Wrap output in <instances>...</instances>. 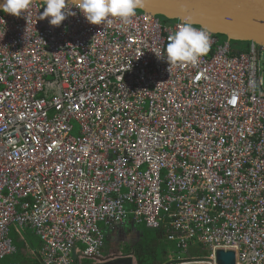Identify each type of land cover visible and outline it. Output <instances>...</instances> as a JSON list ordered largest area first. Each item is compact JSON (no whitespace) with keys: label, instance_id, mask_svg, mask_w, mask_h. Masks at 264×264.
Masks as SVG:
<instances>
[{"label":"built area","instance_id":"1","mask_svg":"<svg viewBox=\"0 0 264 264\" xmlns=\"http://www.w3.org/2000/svg\"><path fill=\"white\" fill-rule=\"evenodd\" d=\"M43 6L0 11V264L12 229L39 236V264H80L127 218L209 251L169 264H264V46L195 26L207 53L169 64L155 52L183 21L70 6L53 26Z\"/></svg>","mask_w":264,"mask_h":264},{"label":"water","instance_id":"2","mask_svg":"<svg viewBox=\"0 0 264 264\" xmlns=\"http://www.w3.org/2000/svg\"><path fill=\"white\" fill-rule=\"evenodd\" d=\"M34 1L44 3V0ZM137 10L191 23L222 36L230 43L252 41L264 46V0H141ZM121 225L117 226L118 229ZM107 263L132 264V260L118 257ZM216 264H236L235 252L217 249Z\"/></svg>","mask_w":264,"mask_h":264},{"label":"clouds","instance_id":"3","mask_svg":"<svg viewBox=\"0 0 264 264\" xmlns=\"http://www.w3.org/2000/svg\"><path fill=\"white\" fill-rule=\"evenodd\" d=\"M140 2L141 0H44L43 12L39 18L49 17L51 25L59 26L68 16L76 14L70 9V6H74L91 24H104L109 17H118L127 23L136 14ZM32 3L33 0H2L0 11L20 16ZM167 41L165 55L155 52L158 58H165L169 64L195 65L207 53L210 36L206 30L186 22L169 34Z\"/></svg>","mask_w":264,"mask_h":264},{"label":"rangeland","instance_id":"4","mask_svg":"<svg viewBox=\"0 0 264 264\" xmlns=\"http://www.w3.org/2000/svg\"><path fill=\"white\" fill-rule=\"evenodd\" d=\"M162 22L170 21L169 19H163L160 17ZM219 39H224L222 36H218ZM231 48L234 50H241V51H247L249 47V42H244V41H232L230 43ZM261 60H262V70H263V82H264V50L261 51ZM76 131L73 132L75 134ZM128 218L125 220V223L121 226V230H123L124 234L122 237H120L118 240H112L110 238L112 233L108 232L107 236H105V241H104V247L101 251V254L103 256L106 255V253L109 250H120V249H125L129 245V242L132 241L133 238H129V242L125 241L124 238L127 239L129 235H133L134 233L139 232L142 234V242L146 241L150 247L154 248V245L158 248L149 252L144 253V257L142 261L136 262L137 264H169V262H160L159 260L155 259L154 255H161L163 253L164 248L166 249V260L169 258L177 259L179 257L180 259H186L188 256V252H183L182 250H179L174 242H170L166 240L165 235H163V232L161 230H155V229H147L145 225L142 223H138L136 225L131 224L130 222L127 221ZM102 226V224H101ZM120 231V230H119ZM157 231H160V236L157 234ZM21 236L23 237V240L19 241L20 235L15 232L14 229L11 230V238L13 240L14 245L17 248V253L13 254L6 259H4V263H7L8 261L14 263V264H38L36 262V255L37 252L39 251L41 247V242L40 238L38 235H36L30 228H26L24 230H21L20 232ZM116 237H118L117 233H113ZM124 237V238H123ZM148 237V239H146ZM158 237H160V240L158 241ZM116 239V238H115ZM162 248V249H161ZM191 254L197 252V253H202L200 258H204L206 254L209 253L207 249H202V250H195L193 248L190 249ZM123 255V252L120 253ZM114 256L111 255L110 258H118L121 255ZM170 259V260H173Z\"/></svg>","mask_w":264,"mask_h":264},{"label":"crops","instance_id":"5","mask_svg":"<svg viewBox=\"0 0 264 264\" xmlns=\"http://www.w3.org/2000/svg\"><path fill=\"white\" fill-rule=\"evenodd\" d=\"M121 226L119 229H118V227H116L114 230L109 229V228H105L106 236H107V233L110 232V233H112L111 234L112 236L110 238H112V240H118L124 234L123 230H121ZM146 228L150 229L148 227H146ZM113 233H117L118 237H116ZM134 234H135L134 237H133V235H129V237H127V239L123 237L125 239V241H127V242H129V238H133L132 241L129 242V245L127 247H125L126 250L125 249H120V250L117 249V250L113 251L111 249L106 253L105 256L102 255L99 258L89 259V260H91L90 264H108L107 262H110V260L114 259V258H110L111 255H114L116 257L122 252H123V255L120 254L121 255L120 257H129L132 260V264H137L136 262L143 260L144 253L158 249L155 245H154V248L150 247L151 245L149 246V244H148L149 242L147 240L146 241L148 243L146 241L142 242V234H140L139 232H136ZM157 234L160 236V234L158 232H157ZM146 239H148V237ZM159 240H160V237H158V241ZM154 256H155L154 260L160 259L159 260L160 262H170V261H172L170 259H173V258H169L166 260V249L165 248L163 250V253L160 256L159 255H154ZM82 259H84V258H82ZM173 260H175V259H173ZM109 264H112V263H109ZM150 264H154V263H150Z\"/></svg>","mask_w":264,"mask_h":264},{"label":"trees","instance_id":"6","mask_svg":"<svg viewBox=\"0 0 264 264\" xmlns=\"http://www.w3.org/2000/svg\"><path fill=\"white\" fill-rule=\"evenodd\" d=\"M163 18V17H162ZM163 19H165V18H163ZM171 21V20H170ZM166 22H169V21H166ZM219 36V35H218ZM159 234L161 233L160 231H157ZM196 251H197V249H195ZM188 253H190V254H188V256H193V255H201V253H197V252H195V253H193V254H191V252H190V249L188 250ZM173 263V262H176L175 260H172V261H170V263ZM38 264H39V262H37ZM91 263V260H89V259H82L81 260V262H80V264H90ZM75 264H78L77 262L75 263Z\"/></svg>","mask_w":264,"mask_h":264}]
</instances>
